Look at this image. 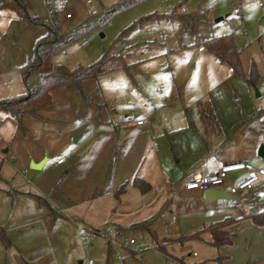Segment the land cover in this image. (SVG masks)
Masks as SVG:
<instances>
[{
	"label": "crops",
	"instance_id": "1",
	"mask_svg": "<svg viewBox=\"0 0 264 264\" xmlns=\"http://www.w3.org/2000/svg\"><path fill=\"white\" fill-rule=\"evenodd\" d=\"M21 2L29 16L47 19L50 10L57 12L49 0ZM70 2L73 11L66 10L65 20L77 14L78 0ZM66 13L72 17L66 19ZM44 34L43 28L19 20L13 10L0 9V101L26 93L19 69ZM132 73H126L129 79ZM97 78L81 83L84 101L73 88L52 90L51 102L37 111L38 118L25 116L20 127L0 110V231L10 243L21 229L35 232L39 227L34 225L48 222L62 226L61 220L80 239L85 233L111 230L108 236L121 241L129 233L120 234L115 227L145 220L167 200L168 212L160 222L168 217L182 225L201 224V228L225 218L247 222L250 214L264 211V185L230 195L232 199H207L205 192L184 189L193 175L214 173L224 164L248 162L264 167L257 156L258 146L264 145V121L257 109L224 122L216 107L212 106L207 119L196 103L184 110L190 114L189 121L177 116L175 124L167 120L171 127L158 129L153 120L158 109L144 119L108 108ZM61 157L64 162L54 164ZM134 177L150 189L140 193L132 185ZM228 231L232 241L230 227ZM203 238L208 240L209 235ZM261 250L258 258H249V251L234 254L230 249L228 259L225 254L219 256L224 257L221 264H264V247Z\"/></svg>",
	"mask_w": 264,
	"mask_h": 264
},
{
	"label": "rangeland",
	"instance_id": "2",
	"mask_svg": "<svg viewBox=\"0 0 264 264\" xmlns=\"http://www.w3.org/2000/svg\"><path fill=\"white\" fill-rule=\"evenodd\" d=\"M60 1L49 0L58 12L60 32L64 33L89 13L84 1L78 0L76 16L65 20L66 10H72L71 2L62 8ZM122 1L93 0V3L100 13ZM172 9L191 13L193 27L187 28L177 19H153L129 33L125 42L112 44L121 30L142 16L164 14ZM224 35L231 37L239 51L243 77H248L251 69L255 71L257 79L253 85L248 86L244 78L235 76L226 64L218 63L207 49H198L203 40ZM111 44L113 53L120 55L130 47V54L124 56V60L137 62V68L132 79L123 70L97 78L108 108L113 107L118 113L123 110L131 118L136 114L137 118L144 119L158 109L153 118L158 129L164 125L171 127L167 120L175 124L177 116L181 121H189L190 114L184 110L196 103L199 112H203L207 119L214 106L223 121L242 112L252 113L254 109L264 121V0H143L112 16L83 39L69 44L52 56L50 63L68 68L86 66L99 59L102 51ZM221 203L232 204L226 200ZM61 221L62 226L49 222L36 224L34 228H39L35 232L21 229L23 232L11 238L12 245L7 250L0 245V264H78L79 260L87 259L93 264H105V239L87 233L80 239L73 227L67 228V222ZM243 221L230 226L234 234L232 244L217 251L203 238L168 244L162 253L146 249L149 245L140 235L126 234L123 240L134 239L135 244L130 248L136 253L132 257L125 254L129 247L124 250L112 246L111 264H217V255L226 256L229 249L234 254V251H249V258H258L264 247V227L256 226L250 220ZM164 222V226L158 229L161 236H184L202 226L182 225L168 217ZM84 237L88 239L83 241ZM118 256L123 259L118 260Z\"/></svg>",
	"mask_w": 264,
	"mask_h": 264
},
{
	"label": "trees",
	"instance_id": "3",
	"mask_svg": "<svg viewBox=\"0 0 264 264\" xmlns=\"http://www.w3.org/2000/svg\"><path fill=\"white\" fill-rule=\"evenodd\" d=\"M142 1L123 0L113 7L103 10L100 13L98 12L95 15L88 14L84 20L73 25L68 31L61 33L57 12L50 10L48 18L41 19L27 15L21 0H0V9L13 10L22 22L31 26H39L45 30V34L36 41L32 56L27 58L24 65L19 69L26 93L0 101V110L11 117L17 127H20L23 117L38 118L37 111L50 104V92L54 89L73 88L79 94L80 99L84 101L86 100V96L81 89V83L84 80L94 79L114 70H123L128 75L136 70L137 62L127 63L124 60V56L126 58L130 54V47L124 51L123 55H120L113 53L112 44L125 42L128 34L133 32L137 27L139 28L142 23L153 19L167 21L177 19L183 22L187 28L191 29L193 27L194 16L191 13L179 12L176 9H172L164 14L151 13L142 16L121 30L109 48L102 51L100 58L89 65L68 68L64 65L50 63L51 57L64 50L69 44L77 39H83L90 31L100 27L112 16ZM201 44L198 47L199 49H207L219 63L226 64L235 76L244 78L242 75L239 51L236 49L230 36H213L210 39L203 40ZM256 79L257 75L253 69H251L249 76L244 78L248 86L253 85ZM132 185L140 193H146L150 189L148 183L137 177L133 178ZM123 191L124 186L120 187L115 195L118 196ZM168 206L169 202L167 200L155 214L145 220L124 228L115 227V229L120 234L129 233L132 235H140L149 245L146 249H156L162 253H165V247L168 244L175 242L181 243L183 240H204L203 236L205 234L209 235V239L204 240V242L212 246L216 251L220 247L232 244L228 228L235 220L231 218L210 223L184 236H161L158 234V229L164 225L159 219L168 212ZM247 218L257 226H264V211L258 214H250ZM0 243L5 250L11 245L10 239L3 231H0ZM128 255L133 257L135 253L129 250ZM223 260V256L217 255L215 258L217 264H221ZM105 264H111V245L109 243H107L106 247ZM191 264L203 263L197 262Z\"/></svg>",
	"mask_w": 264,
	"mask_h": 264
},
{
	"label": "built area",
	"instance_id": "4",
	"mask_svg": "<svg viewBox=\"0 0 264 264\" xmlns=\"http://www.w3.org/2000/svg\"><path fill=\"white\" fill-rule=\"evenodd\" d=\"M70 0H61L60 6L65 7L69 4ZM88 7V13L90 15L97 14V10L94 6L93 0H83ZM259 6H262L259 3ZM72 17L71 13H66L65 18L70 19ZM201 50V49H200ZM136 125H142L143 121H136ZM129 125V123H128ZM65 158L61 157L55 159L54 164H62ZM242 175V176H239ZM233 178V181L230 180ZM264 185V167L254 166L248 162H236L228 163L222 165L214 173L200 174L197 173L190 177L184 183V189L189 192H206L207 190H227L229 195H237L243 191L253 190L256 187ZM111 230H102L91 232V234L98 235L99 237L105 239L107 243L112 246H117L122 249H127L129 246L134 244V239L117 241L110 238L108 234ZM87 237H84L86 240ZM118 260H122V256L117 257ZM81 264H93L91 259L83 261Z\"/></svg>",
	"mask_w": 264,
	"mask_h": 264
},
{
	"label": "water",
	"instance_id": "5",
	"mask_svg": "<svg viewBox=\"0 0 264 264\" xmlns=\"http://www.w3.org/2000/svg\"><path fill=\"white\" fill-rule=\"evenodd\" d=\"M255 96L257 97V91L255 90ZM257 156L264 161V145L260 144L257 148ZM38 169V168H36ZM205 196L207 199H219V198H230L233 197L228 195L224 189L222 190H207L205 192ZM78 264H80V261H78Z\"/></svg>",
	"mask_w": 264,
	"mask_h": 264
}]
</instances>
